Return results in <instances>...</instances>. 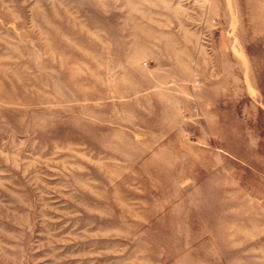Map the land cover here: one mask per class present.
I'll use <instances>...</instances> for the list:
<instances>
[{"label":"rangeland","instance_id":"1","mask_svg":"<svg viewBox=\"0 0 264 264\" xmlns=\"http://www.w3.org/2000/svg\"><path fill=\"white\" fill-rule=\"evenodd\" d=\"M0 264H264V0H0Z\"/></svg>","mask_w":264,"mask_h":264}]
</instances>
